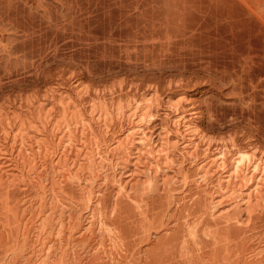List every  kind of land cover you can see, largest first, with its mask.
Listing matches in <instances>:
<instances>
[{"label": "bare ground", "instance_id": "6f19581e", "mask_svg": "<svg viewBox=\"0 0 264 264\" xmlns=\"http://www.w3.org/2000/svg\"><path fill=\"white\" fill-rule=\"evenodd\" d=\"M74 85L0 111V264H264L250 142L181 100L156 132L161 101L86 106Z\"/></svg>", "mask_w": 264, "mask_h": 264}, {"label": "rangeland", "instance_id": "374dc122", "mask_svg": "<svg viewBox=\"0 0 264 264\" xmlns=\"http://www.w3.org/2000/svg\"><path fill=\"white\" fill-rule=\"evenodd\" d=\"M2 1L0 111L81 83L86 106L161 101L157 132L181 100L264 157V0Z\"/></svg>", "mask_w": 264, "mask_h": 264}]
</instances>
